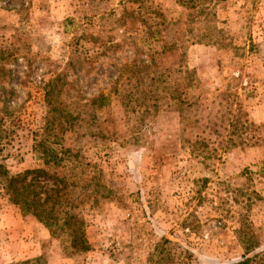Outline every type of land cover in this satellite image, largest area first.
<instances>
[{
  "label": "rangeland",
  "instance_id": "374dc122",
  "mask_svg": "<svg viewBox=\"0 0 264 264\" xmlns=\"http://www.w3.org/2000/svg\"><path fill=\"white\" fill-rule=\"evenodd\" d=\"M135 6L0 0L7 170L36 166L31 146L44 124V85L57 75L71 86L61 89L65 103L76 91L105 95L102 117L116 129L115 138L73 130L62 140L90 163L76 170L75 186L96 197L79 209L89 249L68 254L0 191V264H230L264 248V0L218 2L213 24L223 40L214 44L187 40L186 13L174 0H145L142 23ZM145 25L165 29L143 44ZM110 42L120 45L110 50ZM135 42L150 67L141 83L130 64ZM141 88L146 113L131 101Z\"/></svg>",
  "mask_w": 264,
  "mask_h": 264
},
{
  "label": "trees",
  "instance_id": "16d2710c",
  "mask_svg": "<svg viewBox=\"0 0 264 264\" xmlns=\"http://www.w3.org/2000/svg\"><path fill=\"white\" fill-rule=\"evenodd\" d=\"M144 1L135 0V20L141 23L145 21L140 12V6ZM220 1L222 0H174L186 13L187 40L189 39L191 43L222 42L223 37L213 24L214 8ZM128 15H132V11L128 12ZM63 22L72 24L69 18H65ZM161 23L163 20L159 22V25H162ZM162 29H165L164 25L161 28L145 25V31L139 36V40H142L143 44H148V38L160 33ZM75 38L83 39L84 34L77 35ZM153 38L154 36L151 37ZM119 45L118 42H110L107 47L113 50ZM139 52L144 50L136 46L135 42V57L130 64L135 66V79L139 77L137 81L141 83L142 76L148 77L150 67L148 63L137 57ZM79 57L80 52L75 55V58ZM62 87L71 88L67 79H62L58 75L44 85L43 100L46 107L44 124L39 133H33L38 137L31 146L32 150L37 152L36 166L11 174L0 160V191L23 214L32 215L44 225L51 236L60 238L65 243L63 248L71 254L89 249L84 237L83 218L79 209L90 199V193L82 189L76 191L75 186L79 184L80 179L79 172L76 170L83 171L90 166V163L77 158L78 149L62 144L64 134L74 130L79 137L89 136L103 140L115 138L116 129L108 120L109 117L108 119L105 115L102 117V110L107 101L105 95L97 93L85 97L76 91V94L72 95L73 99L65 103L61 98L67 95L61 94ZM142 90L144 89L141 88L138 96L132 97L131 101L134 105L142 104L141 112L146 113L149 98L147 92ZM72 122L74 126L70 127ZM105 123L109 125L104 126ZM78 127H80L79 130ZM94 197L92 196L91 199L95 200L96 197ZM168 242L167 239H163L159 244ZM245 250L248 249L245 248ZM260 253L263 255L262 263L264 264V248L230 264H251L252 259ZM29 262V259H25L10 264H28Z\"/></svg>",
  "mask_w": 264,
  "mask_h": 264
}]
</instances>
